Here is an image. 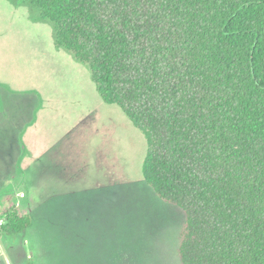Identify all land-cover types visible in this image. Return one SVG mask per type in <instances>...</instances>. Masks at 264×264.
I'll use <instances>...</instances> for the list:
<instances>
[{
    "label": "trees",
    "instance_id": "1",
    "mask_svg": "<svg viewBox=\"0 0 264 264\" xmlns=\"http://www.w3.org/2000/svg\"><path fill=\"white\" fill-rule=\"evenodd\" d=\"M9 1L145 134L146 183L185 213L181 263L264 264V0Z\"/></svg>",
    "mask_w": 264,
    "mask_h": 264
},
{
    "label": "rangeland",
    "instance_id": "2",
    "mask_svg": "<svg viewBox=\"0 0 264 264\" xmlns=\"http://www.w3.org/2000/svg\"><path fill=\"white\" fill-rule=\"evenodd\" d=\"M32 16L0 0V264H182L185 213L146 183L145 134Z\"/></svg>",
    "mask_w": 264,
    "mask_h": 264
}]
</instances>
